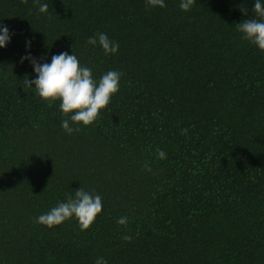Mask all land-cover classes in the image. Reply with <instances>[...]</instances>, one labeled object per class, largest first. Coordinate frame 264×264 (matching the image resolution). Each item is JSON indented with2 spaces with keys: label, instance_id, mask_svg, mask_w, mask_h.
<instances>
[{
  "label": "trees",
  "instance_id": "trees-1",
  "mask_svg": "<svg viewBox=\"0 0 264 264\" xmlns=\"http://www.w3.org/2000/svg\"><path fill=\"white\" fill-rule=\"evenodd\" d=\"M254 2L0 0L12 34L0 48V264H264V51L236 27ZM97 32L115 54L87 43ZM61 52L97 81L123 74L97 120L71 135L60 102L22 86L36 78L22 57ZM80 187L102 197L87 230L75 218L34 223Z\"/></svg>",
  "mask_w": 264,
  "mask_h": 264
},
{
  "label": "clouds",
  "instance_id": "clouds-1",
  "mask_svg": "<svg viewBox=\"0 0 264 264\" xmlns=\"http://www.w3.org/2000/svg\"><path fill=\"white\" fill-rule=\"evenodd\" d=\"M27 3V0H23ZM39 3V0H36ZM196 0H180L179 7L183 11H190ZM159 6L166 7L165 0H146V8ZM240 10L247 15L248 8L241 5ZM38 11L47 13V3L39 4ZM252 18L244 19L237 23L236 27L243 34V39L264 51V4L261 0H255L252 9ZM11 33L7 26L0 23V48L6 47L11 39ZM87 43L103 48L105 55L115 54L119 49L118 42L109 39L107 34L97 32L90 36ZM30 46V41L28 42ZM32 64L36 78L29 80L27 76L22 80L24 89H34L35 94L49 107L59 101V109L62 116L67 117L61 122L62 129L69 135L74 131L79 132L81 124L89 126L99 117L100 110L106 108L111 102L112 96L119 91V82L123 75L120 71L109 70L99 80L94 79L92 69L81 66L77 56L72 52H61L51 57V63H40L30 53L22 57ZM34 85V87H33ZM77 125L76 128L70 126ZM188 129H181L182 135H187ZM157 158L165 159L166 152L156 149ZM146 171H151L150 166L145 165ZM50 180V179H49ZM47 187V186H46ZM102 197L95 193L85 191L83 187L75 190L74 197L69 195L66 202H59L50 211L34 218V223L48 228L58 226L66 220L75 218L81 231L87 230L102 212ZM128 217H120L118 225L127 226ZM126 242H131L133 237L125 234L121 237ZM95 264H108L104 257H98Z\"/></svg>",
  "mask_w": 264,
  "mask_h": 264
}]
</instances>
